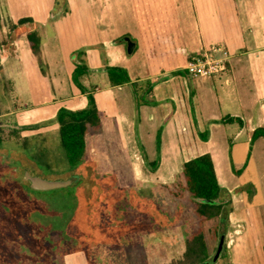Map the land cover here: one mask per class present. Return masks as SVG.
<instances>
[{
  "label": "crops",
  "instance_id": "1",
  "mask_svg": "<svg viewBox=\"0 0 264 264\" xmlns=\"http://www.w3.org/2000/svg\"><path fill=\"white\" fill-rule=\"evenodd\" d=\"M22 20L14 26L27 32L13 36L0 56V79L18 104L0 119L25 128L24 140L60 134L61 110L89 108V95L75 81L83 60L90 74L82 84L101 115V126L88 131L84 161H144L149 181L166 186L186 163L210 155L233 201L221 230L230 239L223 258L264 264V222L258 233L253 224L264 207V136L254 140L264 130V0H56L28 24ZM31 34L41 39L46 73ZM216 45L230 54L227 71L189 76L191 59ZM108 68L125 69L132 83L113 85ZM227 117L237 121L226 124ZM155 161L161 166L153 171ZM244 163L236 176L232 167L241 174ZM247 170H254L248 180Z\"/></svg>",
  "mask_w": 264,
  "mask_h": 264
},
{
  "label": "rangeland",
  "instance_id": "2",
  "mask_svg": "<svg viewBox=\"0 0 264 264\" xmlns=\"http://www.w3.org/2000/svg\"><path fill=\"white\" fill-rule=\"evenodd\" d=\"M54 1L0 0V56L13 36L28 30L15 27V21L32 20ZM5 81L0 79V103L4 104L0 114L9 113L18 104L12 86ZM18 133L13 119H0V137L4 139L0 146V264L187 263L189 241L201 229L202 220L184 189L182 173L175 183L163 186L146 177L149 166L144 161H86L77 172L82 176L77 184L35 194L21 186L25 171L63 181L76 173L65 158L60 134L32 141ZM108 142L114 150L117 144L111 139ZM155 162L161 166V161ZM244 164L241 174L232 167L236 176L243 175ZM253 171L247 170V180ZM245 185L251 186L250 182ZM48 209L51 216L45 215ZM260 211L253 221L256 229L264 222V207ZM212 227L209 224L207 233ZM258 232L260 229L255 230ZM209 242L207 262L215 258L220 240ZM225 249L221 258L210 264H228L229 258H223Z\"/></svg>",
  "mask_w": 264,
  "mask_h": 264
},
{
  "label": "trees",
  "instance_id": "3",
  "mask_svg": "<svg viewBox=\"0 0 264 264\" xmlns=\"http://www.w3.org/2000/svg\"><path fill=\"white\" fill-rule=\"evenodd\" d=\"M30 21L29 19L22 20L19 24L25 25ZM29 42L31 43V49L37 57L41 69L46 73L45 63L41 57V39L38 35L31 34L29 36ZM107 72L111 83L115 86L132 83L125 69L108 68ZM89 74L90 69L82 60L81 64L77 65L75 81L82 92L89 95V108L81 112H72L63 109L59 112L57 118V122L60 125L62 146L66 152V159L70 170L75 172L76 175L86 164L84 160L87 154L86 138L88 131L91 128H99L101 126V115L95 98L82 84V79ZM138 87L137 96L140 95L138 93ZM142 100L143 96L140 95L139 104H142ZM235 121L237 119L231 117L223 120L226 124H233ZM24 130L26 129L19 128L18 134L21 135ZM262 136H264V130H259L256 132L254 140ZM3 142L4 139L0 137V146ZM157 169L158 165L155 162L152 164V170L156 171ZM39 176L43 177V174ZM183 179L185 181L184 189L191 195L196 205V211L202 220L201 229L193 236L192 241H189L188 251L185 257L187 260L186 264H210V262L214 261V258L207 262L208 256H210L209 239L220 240L222 227L227 223L230 214L233 212V201L230 193L220 185L215 164L210 155L201 156L186 163L183 171ZM21 186H23L22 188L26 187L23 184ZM29 190L36 194V191L32 188ZM45 215L51 216V211L49 213L48 209ZM209 224H212L213 227L211 228V232L207 233Z\"/></svg>",
  "mask_w": 264,
  "mask_h": 264
},
{
  "label": "built area",
  "instance_id": "4",
  "mask_svg": "<svg viewBox=\"0 0 264 264\" xmlns=\"http://www.w3.org/2000/svg\"><path fill=\"white\" fill-rule=\"evenodd\" d=\"M230 58L225 47L216 45L209 51L195 55L186 71L193 78H213L227 71Z\"/></svg>",
  "mask_w": 264,
  "mask_h": 264
},
{
  "label": "water",
  "instance_id": "5",
  "mask_svg": "<svg viewBox=\"0 0 264 264\" xmlns=\"http://www.w3.org/2000/svg\"><path fill=\"white\" fill-rule=\"evenodd\" d=\"M0 24H1V15H0ZM25 177L26 180L30 182L31 188L37 192H49V191H55V190L67 188L75 183H78L81 179V176L75 175L71 179L65 181L49 180L41 176H34L29 172L25 174ZM225 242H226L225 237H221L218 250L214 258V262L220 259L225 247Z\"/></svg>",
  "mask_w": 264,
  "mask_h": 264
},
{
  "label": "flooded vegetation",
  "instance_id": "6",
  "mask_svg": "<svg viewBox=\"0 0 264 264\" xmlns=\"http://www.w3.org/2000/svg\"><path fill=\"white\" fill-rule=\"evenodd\" d=\"M0 26H1V24H0ZM18 161H22V160H19L18 159ZM17 172H18V170H16ZM27 172H29V173H31V171H25L24 172V180H23V182H21V184H23L24 186H28V188H31V184H30V182L29 181H27L26 180V177H25V174L27 173ZM32 174V173H31ZM33 175V174H32ZM35 176V175H34ZM80 176V175H79ZM81 178H82V176H81ZM75 184H77V183H75ZM37 192V191H36ZM124 197H126V196H124ZM75 263H76V260H75Z\"/></svg>",
  "mask_w": 264,
  "mask_h": 264
}]
</instances>
